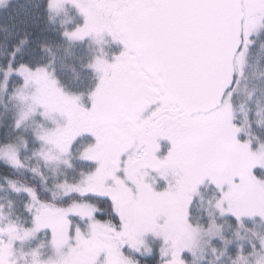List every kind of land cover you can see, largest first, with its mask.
<instances>
[{
    "label": "snow or ice",
    "instance_id": "snow-or-ice-1",
    "mask_svg": "<svg viewBox=\"0 0 264 264\" xmlns=\"http://www.w3.org/2000/svg\"><path fill=\"white\" fill-rule=\"evenodd\" d=\"M66 4L83 17L62 33L68 40L107 34L123 46L111 62L97 57L89 65L99 73L88 93L90 106L65 93L44 67L20 63L14 71L36 85L32 99L42 116L59 114L64 120L37 139L66 155L76 138L87 134L94 143L79 158L95 167L77 183L57 185L65 196L80 198L67 207L42 202L32 187L9 181L12 191L25 192L33 202L34 214L31 228L0 227V264H11L14 240L41 229L50 230L58 252L67 246L58 264H134L124 250L139 254L148 233L170 244L160 250L161 257H169L164 264H185L182 253L191 250L195 231L189 208L206 180L219 192L220 215L237 223L242 217L264 220V179L259 178L264 151L255 153L249 141L237 138L241 128L233 123L227 98L248 37L264 27V0H47L50 17L64 12ZM160 139L170 143L163 158L156 155ZM0 155L10 166L22 167L11 145L0 148ZM45 159L58 157L45 154ZM150 172L165 181L163 190L148 182ZM104 205L110 219L100 212ZM70 216L86 220L87 232L77 227L70 234ZM180 229L188 241H177ZM32 257V264H41L36 252Z\"/></svg>",
    "mask_w": 264,
    "mask_h": 264
},
{
    "label": "rangeland",
    "instance_id": "rangeland-1",
    "mask_svg": "<svg viewBox=\"0 0 264 264\" xmlns=\"http://www.w3.org/2000/svg\"><path fill=\"white\" fill-rule=\"evenodd\" d=\"M12 1L13 0H0V10L7 8L9 3ZM53 17L56 20H60L62 25L66 26H71L75 22H78V24L83 23V17L70 4L65 5L64 12ZM68 30H71V28ZM263 30L264 27H261L248 37L250 43L246 45V50L244 51L243 56V64L238 69L239 75L236 77L235 86L231 91V96H226L232 106V113L234 117L233 123L241 128V132L238 134L237 138L241 141H249L250 148L255 153L264 151V149H261L260 147L264 145V143L260 142L250 131L252 124H255L256 127L264 126V89L261 88L264 84V59L261 62L259 58L261 56V51L254 53V55H248V53L250 51V47L254 45L256 37H258ZM84 41H87L89 44V52L92 56L86 61L87 63H82V66L84 67V73H82V75L86 74L84 77L85 81H87L85 86L89 83V86H87L89 87L87 93H89L96 86L99 77V73L94 71L91 67H89V65H91L97 57H103L111 62L113 57L122 51L123 46L119 43V41L112 40V38L107 34L102 37L89 36L79 41L72 40V42L76 43ZM46 70L55 78L58 87H60L68 95L76 96L65 90L52 71L47 68ZM11 73V71L9 73L7 72L8 75ZM92 85L93 87L90 88ZM5 89L6 85H3L1 92L2 97ZM84 92L85 91L81 94ZM81 94L79 95L80 101L90 104L88 95L83 96ZM35 95L36 85L30 80L25 82L22 78V85L13 90L10 98L14 107L11 109L17 113V120L15 123L17 135L15 142L8 145H11L18 153L22 167L10 166L3 155H0V161L9 167L22 170L23 172H25V169L30 170L38 178L37 180L40 184L45 187L43 190L44 193L48 191L51 193L47 196H45L44 193H41L42 195H40L39 190L34 189L42 202L50 203L56 207H67L72 201L61 203L64 199L69 197L65 196L57 185L63 181L77 183L83 179V176L81 175L82 173L86 174L88 171L92 170V168L85 166H93V164L82 161L79 158L81 146L85 147L91 142L88 143L86 142L87 140L80 142L78 140V147L75 151L73 150L66 155H62L54 145L45 144L38 140L37 136L41 133V131H52L57 126L62 125L64 120L59 114L42 116V109L33 102L32 98ZM30 109H34V111H30ZM25 116L26 118L22 119V117ZM18 120L20 121L19 126H17ZM242 137H244V139H242ZM92 143H94V141H92ZM159 145L160 148L156 155L163 158L166 151L169 149V145ZM3 147L4 146H1L0 148ZM45 154L52 157H58V159H45ZM65 161H67V163H65ZM86 169H88V171ZM70 175L71 177L76 178V180H72ZM146 179L149 183L153 184L154 189L157 191L163 190L166 187L165 181L155 172H150L149 177ZM262 179H264V177ZM4 183L0 184V227H3L8 223H13L18 228H31L32 216L34 213L29 210V206L33 202L29 199L25 192L12 191L9 184L7 185V180L4 181ZM17 186L20 187L25 185L22 184ZM43 195L45 197L42 198L41 196ZM12 196L23 199L21 208H15V204L17 207L19 204L16 202L14 203ZM71 198L72 200L80 199L75 196H72ZM218 198L219 192L216 187L207 180L198 186V191L193 196L192 203L189 208L188 220L195 231L191 233V250L189 251L185 249L182 253V259L185 261V264H192V262H200L202 260L204 261L206 256L212 254L213 252V250L210 249L212 242L215 239L222 238L224 230L226 229V218H230L231 216L220 215L215 206ZM92 203L97 204L98 202L92 200ZM192 209L196 220L195 222L192 221ZM111 215L112 214L109 210L107 218L105 219H110ZM250 218H258L264 224V220H262L259 216L242 217L240 223L234 225L232 229L234 230V236L231 239L235 242V244L231 243V239H223V248L221 250L217 249L218 251L215 250L217 251L213 257L215 261L220 257L226 256L229 247L235 245L238 253L235 257L236 261L233 262V264H264V236L256 239L254 242L250 237L253 236L251 232H245V228L247 227L243 225V220ZM69 219L71 223L70 234L74 233L75 228L77 227L82 231L87 232L86 220L75 216H70ZM205 224L207 225L204 226ZM241 229H243L244 232H241ZM175 238L178 242H186L189 240V234L180 229L175 233ZM3 239L7 240V237L5 236ZM50 240L51 233L49 229H41L27 239L14 240L12 245V255L9 257L11 264H32L33 252L37 253V259L41 262V264H58L61 255L67 252V246L58 252L52 246ZM143 241L144 243L140 252L147 256L156 255L160 262L164 264V260L169 257H161L160 250L162 248H170V244H163L161 237L154 236L151 233L146 234L143 237ZM246 245L251 249V253L249 254H245L243 252V248ZM124 251L125 255L135 264V261L130 256L132 254V250L125 249Z\"/></svg>",
    "mask_w": 264,
    "mask_h": 264
},
{
    "label": "trees",
    "instance_id": "trees-1",
    "mask_svg": "<svg viewBox=\"0 0 264 264\" xmlns=\"http://www.w3.org/2000/svg\"><path fill=\"white\" fill-rule=\"evenodd\" d=\"M77 24L78 22H75L71 26L62 25L60 20L54 19L53 16L50 17V13L47 10V0H13L7 8L0 10V147L13 143L16 140L17 130L15 123L17 113L11 109L14 107L10 98L13 90L22 85V78L14 71L18 64L24 63L33 69L36 67L47 68L52 71L66 91L76 96L85 91L81 95H88L87 90L89 87L87 86H89V83L85 86L87 81L84 79L86 74L82 75L84 73L82 63H87L86 61L92 57L89 52V44L87 41L72 42L62 35L65 29H72ZM14 48L16 49L15 55L11 56L10 54ZM259 51H261L259 58L262 62L264 59V30L256 37L255 43L250 47L248 55H254V53H258ZM6 65L13 71L6 69ZM10 71L12 73L8 75L7 72L9 73ZM3 85H6V89L2 97ZM92 87L93 85L90 86V88ZM261 88L264 89V84ZM250 131L253 136L264 143V126L256 127L255 124H252ZM37 179L28 169H25V172H23L22 170L9 167L0 161V184L7 180L8 185L9 181H12L17 185L23 184L27 187L38 189L40 195H42L41 193H44L45 187ZM50 194V191L44 193L45 196ZM44 195L41 197H45ZM12 199L14 203L19 204L18 207L15 204V208H21L23 199L13 196ZM71 201L73 200L69 197L61 203ZM109 210V207L106 205L100 208V212H102L104 218H107ZM193 213L192 209V221L195 222ZM225 224L226 229L222 238L215 239L210 246V249L213 250L212 254L206 256L204 261L192 262V264H233L236 261L235 257L238 251L235 245L230 246L229 249L227 247L226 256L220 257L216 261L213 258L218 251L217 249L221 250L223 248V239H231L234 236V230L232 229L237 224V221L230 217L226 218ZM243 225L247 227L245 228V232L249 231L253 235L250 236L249 234L254 242L256 239L264 236V224L260 219H245L243 220ZM240 231L244 232L243 229ZM231 243L235 244L232 239ZM243 252L249 254L251 253V249L246 245L243 248ZM130 256L135 262L138 260L139 264H162L156 255L147 256L141 252L137 254V252L132 251Z\"/></svg>",
    "mask_w": 264,
    "mask_h": 264
},
{
    "label": "flooded vegetation",
    "instance_id": "flooded-vegetation-1",
    "mask_svg": "<svg viewBox=\"0 0 264 264\" xmlns=\"http://www.w3.org/2000/svg\"><path fill=\"white\" fill-rule=\"evenodd\" d=\"M80 103L81 104H83L84 105V107H89L90 106V104H88V103H84L83 101L81 102L80 101ZM78 140L80 141V142H82L83 140H87L86 142H88V143H92V141H94V139L91 137V136H88L87 134H82L81 136H79V137H77L76 138V140L74 141V143H73V145H72V148H71V151H75V149H77V144H78ZM158 143L159 144H162V145H169V148H170V143H169V141H167L166 139H160L159 141H158ZM81 148L83 149L84 148V146H81ZM80 148V151L82 150ZM79 151V150H78ZM168 151V150H167ZM167 151H166V153H167ZM166 155V154H165ZM124 157H122V159H123ZM95 167V164H93V166L92 167H90V168H94Z\"/></svg>",
    "mask_w": 264,
    "mask_h": 264
},
{
    "label": "water",
    "instance_id": "water-1",
    "mask_svg": "<svg viewBox=\"0 0 264 264\" xmlns=\"http://www.w3.org/2000/svg\"><path fill=\"white\" fill-rule=\"evenodd\" d=\"M241 41H242V43H241V47H242V45H243V37L242 36H241ZM239 51H240V49L238 48L237 52H239ZM233 64H234V67H235V60L233 61ZM235 77H236V74L234 73V75H233V86H234V83H235ZM233 86L229 88V91L233 88ZM226 94H227V92H225V96H226ZM221 103H223V98L221 99Z\"/></svg>",
    "mask_w": 264,
    "mask_h": 264
}]
</instances>
